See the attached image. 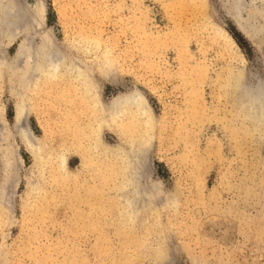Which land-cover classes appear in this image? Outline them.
I'll list each match as a JSON object with an SVG mask.
<instances>
[{"label": "rangeland", "instance_id": "obj_1", "mask_svg": "<svg viewBox=\"0 0 264 264\" xmlns=\"http://www.w3.org/2000/svg\"><path fill=\"white\" fill-rule=\"evenodd\" d=\"M11 1L0 0V27L16 9L21 24L41 15L26 28L50 29L69 60L116 68L117 83L98 80L104 102L137 90L162 123L137 184L124 182L122 163L97 156L95 147L82 167L93 114L67 74L43 90L26 123L46 136L51 157L55 143L77 147L67 152L66 172L45 161L38 174L11 124L13 71L2 66L21 39L0 36V148L10 142L14 153L0 172V264H264V119L247 101L252 88L264 93V0ZM211 28L224 29L227 39ZM117 132L103 129V143L126 147V133ZM123 182L128 190L147 184L148 196L132 199L139 207L132 221L121 211ZM36 187L40 195L28 197Z\"/></svg>", "mask_w": 264, "mask_h": 264}, {"label": "bare ground", "instance_id": "obj_2", "mask_svg": "<svg viewBox=\"0 0 264 264\" xmlns=\"http://www.w3.org/2000/svg\"><path fill=\"white\" fill-rule=\"evenodd\" d=\"M18 10L16 9L15 12ZM15 12L11 13L10 16L7 13L1 12L4 16L6 14L7 15L2 19L3 22H2V26L0 27V36L4 37L3 39L7 41H11L16 38L21 39L20 47L17 48L16 51L14 52L12 62L10 61L7 62L4 60L2 62V66H3L5 74H7V72L10 71V69H12L11 72L13 71L12 73L13 77L10 78L9 80V83L14 85L15 87V90H13L14 87L10 84V86L13 87V88L11 87L10 89V95L13 100V109H14L11 124L13 125V127H15L18 130V137L21 142V145L24 147L26 152L32 158V163L30 166L33 167V169L37 171L38 174L41 175L42 171L45 169L44 167L45 163L50 162L52 163L51 171L53 170L54 172L56 171L57 174H62L61 173L62 171L64 172L67 171L66 170V164L68 160L67 152L72 151L75 149V147H77L74 145H68V146L66 145L65 147L60 148L55 143L51 145L53 153H54V156L51 157V155L49 154V152H51V149L49 150L50 145H49V148L47 147L46 136L45 135L36 136L30 130V128L28 127V124L26 123L27 114L28 112H30L29 110L34 107V104L37 102L36 100L40 99L39 96L41 93L43 94V90L51 89L53 86H55V84H57V82L60 80L61 77H64L68 74L76 78L80 91H81L80 94L84 98L87 107L90 108V112L93 114V120H92L93 124L90 126L88 132H86V136L88 137V142L91 144H87L88 148L85 149L86 150L85 154L84 152H79L81 154L78 155V157L80 158L82 167H85L86 165H88V162H90L89 161L90 157L94 155V154L89 155V152L91 151V149L89 148L93 149L95 147L97 156L99 154L101 155V153H106L109 157H112L111 158L112 161H116V162L120 161L122 163L121 166L124 170V175L128 178V179L126 178L127 180L123 179L124 182L129 181L130 183L135 182L134 184H137L136 182L142 176L141 172H143L142 170L143 157H144L143 155L146 152V147L148 145V142H150V137L153 135L157 126H161V123H162L160 118H156L154 116L153 111L147 99L142 94H140L139 91L131 90L125 93L115 94L112 97H110L106 102H104L102 100V94L100 90L98 89L99 87L98 80L107 81V82L111 81L113 83H117L118 81L116 80V75L118 74H116L117 72H115V74L113 73V70H115L116 68L114 69L112 67V64L109 61L105 60L101 63L98 62L95 65L94 69H91L90 66L88 67L89 69H85L84 66H87L88 64H84L83 62H81L78 65V62H79L78 60L77 61L69 60L68 54L66 52H60L58 50L55 39L53 37V33L50 29H48L45 26L36 27L38 28V30L35 29L34 31L33 29L30 30V28H26V27H29L31 22L35 23L37 19H40L41 15L30 13L27 15L28 20L24 18L26 22L24 21V23L21 24L20 20L21 18L24 17V13L20 11H18V13L17 12L15 13ZM0 18H1V14H0ZM22 22H23V19H22ZM12 26L14 28L17 27L16 30H14V28H11ZM11 29H13L14 31ZM211 29L214 31V34H216V37H222V38L224 37L225 39H227L228 35L224 29L222 28H211ZM11 32H13L12 35H11ZM33 38H36L37 41L33 42L32 41ZM25 44L29 47L30 50L29 49L28 50L30 51V53L29 55L26 54L29 57L25 55L26 58L22 59L24 55V50L21 51L20 49H22V47H26ZM151 48H152V45H151ZM180 49L181 48H179V50ZM26 52L28 53V51ZM177 53H178V48H177ZM2 57H1V60H2ZM153 63L158 64L157 62H153ZM93 70H95V74H93ZM113 74L115 76H113ZM225 75H226V78H225V82L223 83L227 90V71L226 70H225ZM236 79L233 85L235 84L237 85ZM238 80L239 79H237V82ZM244 91L246 92V90ZM256 94L252 88V90H250V92L248 93L247 101H248V97H250L249 101L254 100L252 103H255V104L253 106L254 109L252 110H255V108H258V111H261L259 112L262 116L261 118L264 119V93L261 95H256ZM245 95L247 94L245 93ZM252 103L250 102V104ZM1 111L2 110H0V112ZM1 122L2 121L0 120V124ZM105 128L110 130L112 133L117 134V136H119L117 131L125 132L126 134H124L125 135L124 140H125L126 147L117 148L115 146L104 144L102 141L101 133L103 129ZM10 146H12V144L8 142L7 144H4L0 148V172L2 173V175H4L3 170L5 169V167H7V164L9 162V157H11L14 154L12 151L13 150L12 148L10 149V151L8 150ZM11 162L13 163V161H11L10 159V164ZM10 166L12 167V164ZM6 171L8 172V170ZM8 173H7V177L9 175ZM66 176L68 177L69 175H66ZM2 185L3 184H1V186ZM6 185L8 184L6 183ZM143 185H144L143 187L144 191L139 190L138 186L135 189L128 190L127 189L128 183H127V186L124 183L122 188L118 186V188L119 187L121 188L120 193L122 192V196L124 197L122 200L123 210L121 211H123L122 214L125 215L123 217H125L127 221H132L134 219V216L136 217L134 213L135 211L138 212L137 209L139 208L137 206L134 207L135 205L133 206V203L135 201L132 203V199H136L141 202L143 199L142 200L141 198L139 199L140 195L138 194L140 193H143L145 197V194L147 192L145 188L147 184H143ZM4 187L3 189L0 188V214H2L4 209H6L5 204H4L5 202L4 196H6ZM37 187L32 188L30 190L28 189L26 191V195L28 197L29 195L31 196L33 194L40 195L41 188H37ZM42 194L44 195L43 192H41V195ZM131 195H133L132 198L130 197ZM133 222L135 223V221ZM155 254H157V252H155Z\"/></svg>", "mask_w": 264, "mask_h": 264}]
</instances>
